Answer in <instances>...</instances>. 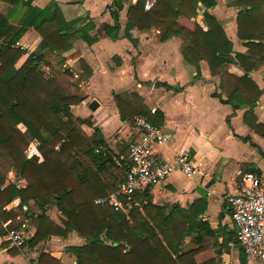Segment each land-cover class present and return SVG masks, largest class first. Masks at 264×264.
Masks as SVG:
<instances>
[{"label": "trees", "instance_id": "16d2710c", "mask_svg": "<svg viewBox=\"0 0 264 264\" xmlns=\"http://www.w3.org/2000/svg\"><path fill=\"white\" fill-rule=\"evenodd\" d=\"M11 2L18 5L13 23L0 13V157L5 170H16L19 183L2 186L4 176L0 175V219L10 218L11 226L20 230L24 219L18 220V211L4 207L16 196L20 197V210L32 201L39 208L37 215L32 214L36 231L25 244L75 231L88 239L87 244L68 247L77 255L79 264H217L215 259L197 262L195 255L200 248L184 243L204 207L195 211L193 205L189 210L168 209L153 203L148 198L149 191L136 193L139 205L131 206L127 213L93 202L95 197L117 187L124 176L118 180L112 168L120 167L124 174L125 162L123 159L121 164H114L109 158L107 151H112L99 127L93 126L91 135L83 132L80 125L92 126L91 119L74 117L71 110L83 97L76 92L78 85L72 79V69L65 67L61 71L59 67L65 63L63 52L72 47L73 40L82 38L88 44L97 40L90 33L95 24L89 16L66 20L55 1L43 8L32 6L30 0ZM124 4L125 0H113L107 6L115 22L106 26V34L113 39L119 37V11ZM145 4L146 0H137L128 7L123 35L134 44L137 38L131 32L133 28H158L162 41L173 35L183 37L182 52L187 61L196 65V77L200 76V60H206L213 75H222L221 92L213 95L234 109L247 107L244 121L264 136V124L257 122L253 113L262 89L249 76V71L264 63V0L231 2L242 7L237 15V35L245 40V52L234 51L222 22L209 12L217 0H155L149 9ZM202 8L206 28L198 22L193 28L178 22L179 15L195 16ZM29 27L39 33L41 41L17 66L24 53L17 43ZM228 57H233L245 74L223 71L222 65L230 62ZM41 64L49 66L54 75L46 76ZM76 66L81 71L80 79L88 80L92 68L87 62L80 58ZM155 85L175 92L184 89L168 82L155 81ZM114 97L131 106L130 120L145 115L152 123L160 124L162 112H152L136 92L114 93ZM21 123L24 130L18 126ZM241 138L250 141L249 137ZM32 142L42 154V161L36 155L29 156L27 150ZM258 149L264 156V150ZM104 173L112 178H102ZM53 204L63 215V225L46 214Z\"/></svg>", "mask_w": 264, "mask_h": 264}, {"label": "crops", "instance_id": "0c3cea01", "mask_svg": "<svg viewBox=\"0 0 264 264\" xmlns=\"http://www.w3.org/2000/svg\"><path fill=\"white\" fill-rule=\"evenodd\" d=\"M11 1L0 0V13L7 17L10 24L18 10V5ZM52 1L57 2L66 20L89 16L95 24L90 31L97 36L95 42L88 44L78 38L72 41L69 50L63 52L66 57L64 66L72 68L83 58L92 68V75L83 82V91L88 97L76 105L79 113L91 119L92 126L87 125L90 135L93 126L99 127L112 151H107L112 156L109 158L114 164H121L130 144L139 139L140 130L135 120L128 118L131 106L124 101H116L114 93L136 92L152 112L157 109L162 112L159 125L171 135L167 144L156 148V155L160 159H171L181 150H190L199 164V171L190 178L180 171L172 172L163 183L150 189L148 198L168 209L177 207L189 210L193 205L195 211L204 207L197 216L195 229L184 239V243L191 248H200L195 255L197 262L215 259L217 264H264V258H246L227 201L228 194L240 191L244 172L254 170L264 174V156L258 149L264 150V136L244 121L247 107L234 109L231 104L213 95L214 92H221L222 75H213L207 61L202 59L199 62L200 76L196 77V65L184 58V39L181 36L173 35L162 41L158 28L144 31L133 28L131 32L137 38V44L125 37L127 9L137 0H125L124 7L119 11L121 27L116 39L106 34V26L115 22L107 8L113 0H30L32 6L40 8ZM154 1L146 0L145 8L149 9ZM231 2L233 0H217V4L208 10L222 22L234 51L245 52V40L237 35V15L242 7ZM203 11L204 8L197 15L199 17L192 20L201 19L199 23L206 28ZM40 41L39 33L29 27L17 43L24 50L17 66L25 62ZM222 70L237 76L246 72L236 61L225 63ZM249 76L262 89L253 113L257 122L264 124V63L249 71ZM155 81L184 86V89L175 92L163 85H155ZM105 88L106 93H100ZM225 96L223 94V98ZM94 98L99 106L92 110L89 104ZM132 100L138 101L137 98ZM18 126L25 129L22 123ZM241 137H249L250 141ZM28 151H31L29 156L39 155V161L43 160L34 142ZM112 169L118 175V180L125 175V170L123 174L120 167ZM104 175V179L112 178L111 174ZM15 179L14 171H9L2 186H7L11 181L19 183ZM19 202L20 197L16 196L4 209L19 212L17 219H24L20 230L25 231L29 240L36 231L32 214L37 215L39 208L31 201L20 210ZM46 214L55 223L63 225V215L56 205L48 207ZM3 236L4 233L0 234V264H55V259L57 264H79L77 255L68 247L88 243L87 238L75 231L67 235L52 234L34 244L27 241L21 248L11 247Z\"/></svg>", "mask_w": 264, "mask_h": 264}, {"label": "built area", "instance_id": "2783aa9c", "mask_svg": "<svg viewBox=\"0 0 264 264\" xmlns=\"http://www.w3.org/2000/svg\"><path fill=\"white\" fill-rule=\"evenodd\" d=\"M134 120L140 137L130 144L128 155L124 158V177L115 189L93 199L95 204H109L126 213L131 206L139 205L136 193L150 192L172 172L177 170L190 178L199 171V164L190 150H181L171 159H160L156 155V148L167 144L171 135L162 125L152 123L145 115H137ZM227 201L246 258H264V174L254 170L244 172L240 191L228 194ZM0 223L9 245L21 248L28 237L25 231L13 228L10 218Z\"/></svg>", "mask_w": 264, "mask_h": 264}, {"label": "rangeland", "instance_id": "374dc122", "mask_svg": "<svg viewBox=\"0 0 264 264\" xmlns=\"http://www.w3.org/2000/svg\"><path fill=\"white\" fill-rule=\"evenodd\" d=\"M199 13H197L195 16H184V15H179L178 16V18H177V20H178V22L179 23H182V24H184L185 26H187V27H191L192 28V26H194L195 25V23H201V19H200V21H197V19H195V20H192L193 18H197V17H199V16H197ZM199 23V24H200ZM67 66V65H66ZM66 66H64V65H62V66H60V70L61 71H63L64 70V68L66 67ZM41 68L43 69V71H44V74L46 75V76H52L51 74L52 73H54V71H52V70H50L51 68H48V67H44V65L42 64L41 65ZM72 79L73 80H75L76 81V83H77V85H78V89H77V94L79 95V96H82L83 97V100L84 99H86L87 97H88V95H86L85 93H84V91H83V82H85V81H82L81 79H80V74H81V71L80 70H78V68H77V66H76V64L74 65V66H72ZM66 76V75H65ZM100 93H102V94H105L106 93V88H105V90H101L100 91ZM82 102V101H81ZM81 102H79L78 104H74V105H72V107H71V110H73L72 112H73V115H74V117H80V118H89L88 116L87 117H84L85 115L84 114H81V113H79L77 110V106L76 105H79ZM80 127H81V129L83 130V132L84 133H86L87 135H90V133H89V129H88V127H87V125L86 124H82V125H80ZM29 147H30V145H29ZM57 147H59V144H58V146ZM29 149V148H28ZM28 151V150H27ZM39 151V150H38ZM40 152V151H39ZM28 153L29 154H31V151H28ZM41 154V153H40ZM35 155V154H34ZM36 156H38V158H40V156L39 155H36ZM41 156H42V154H41ZM43 157V156H42ZM3 161V159H2V157H0V175H3L4 177H3V183L5 182V180H6V178L8 177V174H9V171H14V173H15V175H16V178L17 179H15V180H17V181H19V176L17 175V172H16V170L15 169H10V170H5V168H3L2 167V162ZM11 182H13V181H11ZM14 183H16V182H14ZM54 205V204H53ZM52 205H49V207H51ZM63 217H61V219H62ZM3 238H5V236H3Z\"/></svg>", "mask_w": 264, "mask_h": 264}, {"label": "water", "instance_id": "95a60500", "mask_svg": "<svg viewBox=\"0 0 264 264\" xmlns=\"http://www.w3.org/2000/svg\"><path fill=\"white\" fill-rule=\"evenodd\" d=\"M230 62H234L235 60H234V58L233 57H228L227 58ZM89 106H90V108L92 109V110H95L98 106H99V102H98V100L97 99H92L91 100V102H90V104H89ZM109 157L110 158H112V156L109 154Z\"/></svg>", "mask_w": 264, "mask_h": 264}]
</instances>
